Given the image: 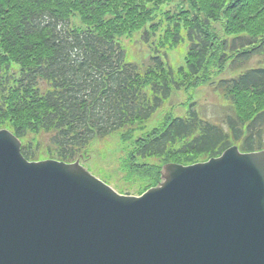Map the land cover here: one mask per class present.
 Returning <instances> with one entry per match:
<instances>
[{"label": "trees", "instance_id": "16d2710c", "mask_svg": "<svg viewBox=\"0 0 264 264\" xmlns=\"http://www.w3.org/2000/svg\"><path fill=\"white\" fill-rule=\"evenodd\" d=\"M176 1L0 0V129L28 160L67 163L114 135L123 179L139 192L166 163L207 161L233 145L264 149V0ZM138 33L152 41L142 63L124 44ZM184 45L175 70L161 53ZM211 83L235 115L227 131L194 104L187 116L161 115L175 92Z\"/></svg>", "mask_w": 264, "mask_h": 264}, {"label": "water", "instance_id": "95a60500", "mask_svg": "<svg viewBox=\"0 0 264 264\" xmlns=\"http://www.w3.org/2000/svg\"><path fill=\"white\" fill-rule=\"evenodd\" d=\"M3 144L0 264H264V150L167 164L136 197L80 160L29 162L8 130Z\"/></svg>", "mask_w": 264, "mask_h": 264}, {"label": "rangeland", "instance_id": "374dc122", "mask_svg": "<svg viewBox=\"0 0 264 264\" xmlns=\"http://www.w3.org/2000/svg\"><path fill=\"white\" fill-rule=\"evenodd\" d=\"M177 0L174 4L179 5ZM214 25V24H213ZM215 29L220 30L221 25L215 24ZM124 44H126L127 51L131 54L129 59L136 63H142L145 59L150 56V44L144 41L142 33L136 34L134 41H130V38L124 39ZM131 49H130V48ZM168 53H161L164 62L173 67L175 70L183 66L184 58L187 53V48L185 45L179 49ZM181 54V55H180ZM258 58H253L250 65L255 66L258 64ZM222 76H227L223 74ZM222 78V77H220ZM195 103V108L197 113L205 120H209L218 126H222L226 131L228 127L225 123L228 116H235L231 105L223 96V93L216 88L213 83L205 86L196 91H181L175 92L171 99L167 101L161 109V115L164 112H172L173 115H188L191 104ZM176 106L174 111L171 107ZM156 119L159 118V112L155 113ZM156 121L150 123V125L155 124ZM161 122H158L159 125ZM90 159L84 163L85 167L92 172L96 177L108 183L110 186L115 188L118 192L122 194L138 195V190L136 188L137 184H131L124 181L126 171H122V166L120 164L121 158L125 155L124 148L120 146L119 138L116 136H110L106 140L95 141L89 148ZM149 161V160H147ZM150 162L160 164V159H151Z\"/></svg>", "mask_w": 264, "mask_h": 264}, {"label": "bare ground", "instance_id": "6f19581e", "mask_svg": "<svg viewBox=\"0 0 264 264\" xmlns=\"http://www.w3.org/2000/svg\"><path fill=\"white\" fill-rule=\"evenodd\" d=\"M8 146H9V150L11 151L10 145H8ZM5 151H6V149L4 148V144H3V145H0V152H2V153L4 154ZM5 154H6V153H5ZM8 154H11V153H8ZM0 158H1V157H0ZM1 160L3 161L4 164L6 163V159H5L4 157H2V158L0 159V167L3 166V163H2ZM191 194H194V193L191 191Z\"/></svg>", "mask_w": 264, "mask_h": 264}]
</instances>
